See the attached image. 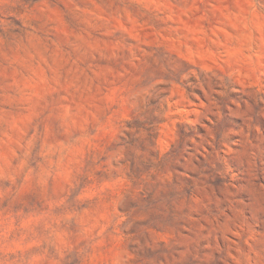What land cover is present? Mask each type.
<instances>
[{
  "label": "rangeland",
  "instance_id": "rangeland-1",
  "mask_svg": "<svg viewBox=\"0 0 264 264\" xmlns=\"http://www.w3.org/2000/svg\"><path fill=\"white\" fill-rule=\"evenodd\" d=\"M0 264H264V0H0Z\"/></svg>",
  "mask_w": 264,
  "mask_h": 264
}]
</instances>
